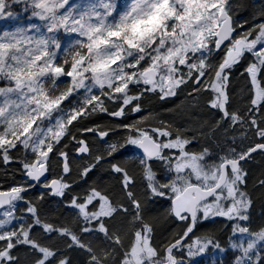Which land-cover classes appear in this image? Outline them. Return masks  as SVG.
<instances>
[{"label":"snow or ice","instance_id":"snow-or-ice-1","mask_svg":"<svg viewBox=\"0 0 264 264\" xmlns=\"http://www.w3.org/2000/svg\"><path fill=\"white\" fill-rule=\"evenodd\" d=\"M0 264H264V0H0Z\"/></svg>","mask_w":264,"mask_h":264},{"label":"trees","instance_id":"trees-1","mask_svg":"<svg viewBox=\"0 0 264 264\" xmlns=\"http://www.w3.org/2000/svg\"><path fill=\"white\" fill-rule=\"evenodd\" d=\"M260 165H261V162H258V161H256V164H253L251 167L254 169V170H259V168H260ZM257 207H259V205L257 206Z\"/></svg>","mask_w":264,"mask_h":264},{"label":"rangeland","instance_id":"rangeland-1","mask_svg":"<svg viewBox=\"0 0 264 264\" xmlns=\"http://www.w3.org/2000/svg\"><path fill=\"white\" fill-rule=\"evenodd\" d=\"M84 2H87V0H84ZM255 161L261 162L259 157H257V158L255 159ZM257 208H259V207H257ZM259 209H260V208H259ZM259 209H258V210H259ZM259 211H260V210H259ZM259 211H258V213H259Z\"/></svg>","mask_w":264,"mask_h":264}]
</instances>
